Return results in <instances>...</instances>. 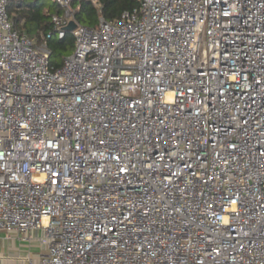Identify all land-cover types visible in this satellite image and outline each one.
<instances>
[{
	"label": "built area",
	"instance_id": "1",
	"mask_svg": "<svg viewBox=\"0 0 264 264\" xmlns=\"http://www.w3.org/2000/svg\"><path fill=\"white\" fill-rule=\"evenodd\" d=\"M49 1L37 43L0 0V239L46 247L0 264H264V0Z\"/></svg>",
	"mask_w": 264,
	"mask_h": 264
},
{
	"label": "trees",
	"instance_id": "2",
	"mask_svg": "<svg viewBox=\"0 0 264 264\" xmlns=\"http://www.w3.org/2000/svg\"><path fill=\"white\" fill-rule=\"evenodd\" d=\"M100 8H97L92 0H76L74 7L77 9L76 20L79 24L95 28L98 26L99 17L102 15L107 21L115 22L121 18L125 11L132 10L138 6V0H98ZM39 3L26 4L22 0H10L9 14L12 17L13 10L15 16L12 17L15 29L29 36L32 30L43 31V37L53 31L51 16L60 14L61 8L54 5L50 11H45ZM20 27L23 30H19ZM43 37L38 35L37 43L43 41ZM48 46L51 51L50 63L55 68H60L66 57L72 54L75 47V39L71 33H68L65 38L59 39L52 37L48 41Z\"/></svg>",
	"mask_w": 264,
	"mask_h": 264
},
{
	"label": "rangeland",
	"instance_id": "3",
	"mask_svg": "<svg viewBox=\"0 0 264 264\" xmlns=\"http://www.w3.org/2000/svg\"><path fill=\"white\" fill-rule=\"evenodd\" d=\"M26 4H33V3H39L38 6H41L45 9V11H50V8H53L54 5H52V2L49 0H22ZM15 16V10H13V15L12 17ZM19 30H23L21 27ZM43 31H38L32 30L29 34L30 39L36 42L38 35H41L43 37ZM44 38V37H43ZM4 236V235H3ZM3 236L0 239V252L2 254H24L26 252H29V249H32L31 252L38 256L42 254L45 250L46 247L44 245H41L38 239L33 240L31 243L30 242H21L15 237V240L12 243H4L3 241Z\"/></svg>",
	"mask_w": 264,
	"mask_h": 264
},
{
	"label": "water",
	"instance_id": "4",
	"mask_svg": "<svg viewBox=\"0 0 264 264\" xmlns=\"http://www.w3.org/2000/svg\"><path fill=\"white\" fill-rule=\"evenodd\" d=\"M76 29V24L75 23H71L69 26H68V31L69 32H72Z\"/></svg>",
	"mask_w": 264,
	"mask_h": 264
}]
</instances>
